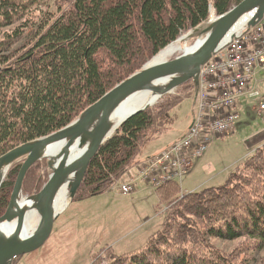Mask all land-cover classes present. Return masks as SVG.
<instances>
[{"label":"trees","instance_id":"obj_1","mask_svg":"<svg viewBox=\"0 0 264 264\" xmlns=\"http://www.w3.org/2000/svg\"><path fill=\"white\" fill-rule=\"evenodd\" d=\"M241 1L0 0V157L65 128L212 11L219 17ZM177 93L118 128L91 160L73 200L106 192L139 162L144 147L171 127L182 98L194 99L192 80ZM46 163L30 167L22 194L40 188L36 169L45 175ZM21 165L9 168L0 187V217ZM155 189L158 211H168L163 229L132 254L110 250V264H264L257 256L264 251V145L220 186L185 193L173 180ZM211 238L241 240L242 247L223 251Z\"/></svg>","mask_w":264,"mask_h":264},{"label":"rangeland","instance_id":"obj_2","mask_svg":"<svg viewBox=\"0 0 264 264\" xmlns=\"http://www.w3.org/2000/svg\"><path fill=\"white\" fill-rule=\"evenodd\" d=\"M215 18L217 16L212 11L208 20ZM261 24H264V19ZM191 30L182 34L178 41L171 43L176 44L178 50L166 61L179 57L183 54L184 48L194 45L199 39L198 36L184 39ZM152 59L150 61L154 60ZM263 76V73H259L258 78ZM262 91L264 93V89ZM169 94L180 97L177 89ZM241 104L244 109L239 110L240 119L235 128L225 136L215 138L203 157L195 160L191 180L208 181L205 186L197 188L196 191L224 184L229 175L237 167L242 166L246 158L261 143L260 139L264 134V118L257 113L260 102L244 96L238 103V108L242 107ZM195 112L194 99L182 98V103L173 109L174 122L171 127L144 147L140 159L146 158L139 160L138 170L132 167L116 181L118 184L116 186H120L121 181H127L128 177H135L137 180L135 186H131L126 192L127 195L122 194L118 189L110 188L104 193L83 200H70L66 209L56 218L53 232L47 242L38 250L18 257L13 264H110L111 259L105 257L110 250L116 256H123L142 249L151 236L157 235L163 229L168 211L165 206L158 211L160 201L155 188H151L153 195L144 198H141L139 194H132L136 192L138 183L143 182V178L144 180L152 178L151 171L149 173L144 171L148 161L157 157L161 150L185 135L193 122ZM19 162L23 163V160ZM39 167L36 169V174L39 176L38 183L41 180L40 188L36 185L32 192L23 193L24 196L38 193L47 183L51 170L48 168L45 170V175H42L41 166ZM186 178L187 176L179 179L180 185L183 192H190ZM35 212L34 228L40 221L39 213ZM210 241L221 250L228 252L240 248L242 244L241 240L225 241L211 238ZM97 254L100 255L95 257ZM257 256L263 258L264 251ZM240 257L244 256L240 255Z\"/></svg>","mask_w":264,"mask_h":264},{"label":"water","instance_id":"obj_3","mask_svg":"<svg viewBox=\"0 0 264 264\" xmlns=\"http://www.w3.org/2000/svg\"><path fill=\"white\" fill-rule=\"evenodd\" d=\"M245 16L249 18L242 29L249 30L259 24L264 19V0H242L225 14L193 28L184 38L186 40L198 36L199 39L192 49H184L182 55L172 60L152 65L147 63L140 71L86 108L65 128L21 144L0 157V187L9 168L17 161L23 160L8 208L0 217V264H13L16 258L38 250L47 242L60 214L56 213L54 206L59 188L69 183V198L70 200L75 198L91 160L126 120L153 106L160 98L174 92L190 80L195 87L196 103L202 67L227 45L229 38L235 36L234 29ZM199 41L201 43L196 46ZM143 91H149L157 98L134 110L117 123L113 118L117 108L128 97ZM60 141L64 143L60 152L53 156L45 154L48 145ZM75 147L84 149V152L72 159L71 151ZM43 159L47 160V166L51 170L49 179L38 193L25 196L31 202V208L39 213L40 221L34 231L24 237L22 231L30 206L21 204L24 196L22 186L30 167ZM4 222L15 223V230L9 235L1 231Z\"/></svg>","mask_w":264,"mask_h":264},{"label":"built area","instance_id":"obj_4","mask_svg":"<svg viewBox=\"0 0 264 264\" xmlns=\"http://www.w3.org/2000/svg\"><path fill=\"white\" fill-rule=\"evenodd\" d=\"M259 73L264 74V24L261 22L249 30L238 31L202 67L191 126L182 138L148 161L144 171H151L152 178H143V183L157 188L182 179L193 161L206 153L215 138L223 137L235 128L240 118L238 103L242 97L260 102L257 113L264 118V76L258 78ZM136 168L138 170V165ZM136 181L135 177H128L120 185L119 192L127 195ZM111 188L116 189V186Z\"/></svg>","mask_w":264,"mask_h":264},{"label":"bare ground","instance_id":"obj_5","mask_svg":"<svg viewBox=\"0 0 264 264\" xmlns=\"http://www.w3.org/2000/svg\"><path fill=\"white\" fill-rule=\"evenodd\" d=\"M248 18H249L248 16H245L243 19L240 20V22L238 23V25L234 29V35L243 28V25H245ZM230 39L231 38H229L227 40V43L229 42ZM200 43H201V41H199L196 44V46H198ZM175 45L176 44H170L165 49L160 51V53L153 58L154 60L152 59L153 61L149 62V65L166 61V59L169 56H171L173 53H175L178 50ZM192 46L186 47L184 49L190 50V49H192L191 48ZM160 80H162V79H160ZM161 82H163V81H161ZM156 83L159 84L158 82H156ZM156 98L157 97L153 96L152 93L149 91H143V92L135 93L132 96L128 97L117 108V110L115 111V113L113 115V118L118 123V122L122 121L128 114H130L134 110L141 108V107H144L146 104L153 102ZM63 145H64L63 141L52 143V144L47 146V148L45 150V154L48 156H53V155L57 154L58 152H60V149L63 147ZM83 152H84V149H80V148L75 147L71 151L70 158L75 159V158L79 157L80 155H82ZM116 185H118V184H115L114 186H116ZM119 187L120 186H116V189L119 190ZM69 192H70L69 183L62 185L59 188V190L57 192L56 199H55V204H54L56 213L63 212L66 209V207L69 205V203H70V198L68 199ZM21 204L30 206V208H29L30 210L26 216L24 229L22 231L23 236L26 237V236L30 235L35 229L33 227V225H34L33 222H34V214L36 213L35 212L36 210L31 208V202L28 201L25 196H23ZM14 230H15V223L4 222L1 225V231L6 235L11 234Z\"/></svg>","mask_w":264,"mask_h":264},{"label":"crops","instance_id":"obj_6","mask_svg":"<svg viewBox=\"0 0 264 264\" xmlns=\"http://www.w3.org/2000/svg\"><path fill=\"white\" fill-rule=\"evenodd\" d=\"M242 105V104H241ZM244 108H243V105H242V107H240V108H238V111L240 110V111H242ZM240 119V118H239ZM238 119V120H239ZM238 122V121H237ZM178 140V139H177ZM176 140V141H177ZM260 141H261V143L259 144V146L258 147H260L261 145H264V134L261 136V139H260ZM175 142V141H174ZM172 144V143H171ZM257 147V148H258ZM256 148V149H257ZM162 151V150H161ZM160 151V152H161ZM252 154V153H251ZM250 154V155H251ZM154 155V154H153ZM249 155V156H250ZM248 156V157H249ZM203 157V156H202ZM202 157H200V158H202ZM247 157V158H248ZM144 158H146V157H143V159ZM246 158V159H247ZM143 159H140V160H143ZM197 159H199V158H197ZM197 159H195V160H197ZM195 160H194V162H193V165H192V167L190 168V170H189V172L187 173V174H185L184 175V177L183 178H185L186 176H187V178H186V181H187V185H188V187L191 189V191L190 192H192V191H196V190H198L197 188H199V187H202V186H205L207 183H208V181H192L191 180V176L193 175V172H192V170H193V168L195 167ZM137 166V164L135 165V166H133V167H136ZM131 169V168H130ZM130 169H129V171H130ZM192 172V174H190ZM186 181H185V183H186ZM123 182H126V181H123ZM122 181H121V183H123ZM152 187L151 186H149V185H147L146 183H143V182H140V183H138V185H137V189H136V192L134 193V194H132V195H141V198H144V197H146V196H151V195H153L152 193V189H151ZM183 191V190H182ZM186 193V192H185ZM138 199H140V198H138Z\"/></svg>","mask_w":264,"mask_h":264}]
</instances>
